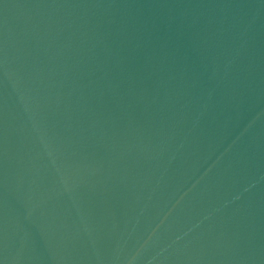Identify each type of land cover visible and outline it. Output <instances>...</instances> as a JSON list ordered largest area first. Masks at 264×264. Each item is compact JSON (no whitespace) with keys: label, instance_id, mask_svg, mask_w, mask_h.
I'll return each mask as SVG.
<instances>
[{"label":"water","instance_id":"95a60500","mask_svg":"<svg viewBox=\"0 0 264 264\" xmlns=\"http://www.w3.org/2000/svg\"><path fill=\"white\" fill-rule=\"evenodd\" d=\"M0 264H264V0H0Z\"/></svg>","mask_w":264,"mask_h":264}]
</instances>
